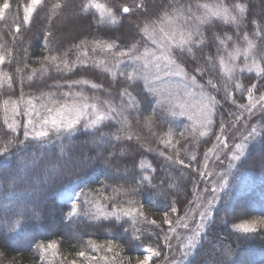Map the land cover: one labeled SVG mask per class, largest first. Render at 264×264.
<instances>
[{
    "label": "snow or ice",
    "instance_id": "1",
    "mask_svg": "<svg viewBox=\"0 0 264 264\" xmlns=\"http://www.w3.org/2000/svg\"><path fill=\"white\" fill-rule=\"evenodd\" d=\"M13 7L14 0H0V22L14 25V42L20 37L22 29H31L34 19L39 15L38 10L45 11L43 19L47 22V27L42 31V39L46 54L37 58L40 67L31 69V74L26 77L28 82L34 80L37 72L43 77L50 68L58 73H72L78 68L89 67L90 49L92 53L99 50L111 54V67L104 61L95 60L93 66L99 68L103 65V70L111 74L113 79L118 73L128 87L119 91L120 103L117 106L112 101L101 100L98 96L93 95L89 98L83 92L74 91L41 93L38 97L31 95L25 97L23 92L25 78L21 77L19 96L16 99H4L0 105L3 110V127L0 128V185L4 187L5 200L12 197L10 200L12 207L5 206L0 209V221L7 225L6 232L0 230V247L5 246L7 233L22 230V224L28 220H41V214L36 209L47 203L46 197L50 192L60 189L63 191L65 200L70 204V210L63 214V219L70 223L81 217H87L90 221L108 220L111 217H115L117 221L125 217L129 218L131 221L129 228L124 229L130 236L128 248L140 249L143 252L142 259L137 258L135 264H156L154 258L161 256V251L158 250L161 244L168 250V253L164 255L165 264H191L189 258L196 254L202 233H206L207 227L215 222L214 212L219 210L217 205L222 200L221 193L230 187V177L234 175L232 170L239 169L245 164L248 142L255 140L264 131V91H261L264 88V63H262L264 54H261L259 58L251 55L257 48L256 40L264 42V27L258 21L251 20L250 23L255 28L251 35L256 40L250 38L249 33L245 31L242 36L244 46L237 43L233 35L228 34H225L223 38L214 35L211 42L208 40L205 28L210 29L216 20L233 25L239 37L247 12V5L240 0L231 5L221 0L216 4L197 3L195 6L190 0H112L110 6L101 4L98 0H80L78 8L75 5H69L68 0H27L26 3L16 4V15L9 16ZM70 7L76 9L74 15L92 12L93 19H95V13H99L100 17L112 25L120 24L121 30L125 28V21H127L129 29L127 35L133 42L128 44L122 41L125 46L121 47L117 43L120 37L111 42L101 39L89 41L85 38L78 43H72L63 52H59L58 49L50 46L55 40L52 25L54 19ZM152 8L157 11L152 12L150 10ZM137 36L139 39H136ZM212 43L216 45V56L204 53V49L211 47ZM230 43L231 48H229ZM0 49H3V52H0V88L6 85L11 89L14 77L4 71L2 66L11 63L12 49L4 48L3 45H0ZM73 52L76 53L74 60L70 59V54ZM197 53L200 54L199 57ZM241 56L243 64L237 63ZM217 58L220 68L227 77L223 83L225 99L232 97L229 81L233 80L237 72H255L261 83L259 85L252 83L250 87H245L237 79L232 85L242 93L246 92L247 103L239 104L238 112L228 113L232 119L219 124V134L212 133L215 135L216 144L204 152L202 164L196 155H191L188 163L181 158L186 144L177 148L180 141L173 142L171 129L164 134L163 138L158 137L159 143L165 148H171L174 153L166 155L164 150L158 149L159 154L165 156L172 164L191 169L195 174L193 178H203L202 183L205 181L206 183L201 192L205 195L203 198L198 196L196 201H189V204H194L196 214L190 216L188 212H185L184 216L176 220L177 227L185 230L187 234L177 232L176 227H169L163 236L154 233L155 246L144 247L145 241L151 237L145 236L137 225L141 222L157 225V220L149 219L141 201L128 199L117 202V196H135L142 186H147L152 191L164 189V181L153 183L154 177L148 174L150 166L146 167L141 163L139 167L145 174L140 176L137 187L132 189L113 187L112 191L116 194L114 196L105 195L103 189L108 185L102 183L96 190L95 197L89 198L85 189L77 182L82 181L87 175L86 170L94 166H103L104 175L113 171L118 172L119 169L113 167L114 158H117L118 154L115 151H109V146L115 148L114 142L140 139L138 135L134 137L131 131L126 130L131 121L125 113L138 112L140 105V101L128 90L129 87L133 90L139 87L138 95L142 94L144 98L148 95L157 97L156 103L161 108L166 104L169 105L170 110L179 107L180 111L177 113L171 110V115H188V119L193 121L189 130V135L193 138L197 133L199 136L209 135L211 126L215 123L213 117L219 101L211 93L203 91L205 85L197 83L196 74L203 79L205 75L215 70L213 67H201L200 60H203L205 65L214 66ZM24 67L30 66L25 64ZM22 71L21 68L16 69L17 74ZM171 77L182 78L183 97L180 96L179 91L173 93L159 87L163 81ZM139 81H143L142 87L138 84ZM206 84L217 93L221 91L212 78H209ZM77 85H90L91 89L97 91L103 89L102 84L92 83L88 79L66 80L64 85L55 84L54 86L57 88L67 86L73 89ZM190 85L195 86L199 91H193ZM257 92L259 95L256 94ZM57 96L59 98H55ZM189 97H199V99L189 103L187 99ZM90 99L91 102H89ZM232 103L235 104L236 101L233 100ZM190 111L193 114L190 115ZM152 112L155 114L156 109H152ZM258 113V123H251ZM139 122L137 119V123ZM241 122H243L242 130L246 134L241 136L239 142H236L235 136H226L225 131L237 128ZM145 123L151 124V118L146 117ZM104 127L115 128V131L106 133L102 131ZM80 131H86L92 136L86 151L74 144V137ZM152 135L155 136L156 133L153 132ZM179 135L188 141L184 132H180ZM229 139L233 141L232 144H229ZM64 141L68 143L65 144ZM57 143L59 144L58 152L56 151ZM225 149L227 151H224ZM148 150L152 151L151 148ZM120 151L122 152L123 149ZM210 153L215 157L211 161L214 165L211 170ZM242 157L245 159L242 160ZM193 162L197 164V167H192ZM217 168L221 170L216 171ZM155 171L151 168L152 173ZM210 177L214 178L209 179ZM237 179H242V176ZM175 187V182L168 184V193ZM156 194L166 196L164 191H157ZM101 200L106 203H101ZM107 202L111 203L112 211H107L109 206ZM149 203H155V201L149 200ZM175 204L176 200L173 198L168 210L162 213L161 228L163 225H172L170 214L177 213ZM89 208L95 211H89ZM256 210L260 214L255 218L237 216L238 222L229 225L231 233L236 236L237 248L225 247L219 264H237L235 257L238 254L239 241L254 239L257 236L264 239V202H261ZM224 211L231 214L238 212L239 209L230 208L226 203ZM50 213L49 208L47 215ZM222 222L228 223L224 218ZM173 240L176 241L175 244L172 243ZM35 246L39 252V260L36 264H51L49 254L53 257L57 255L58 242L49 240L46 244L36 243ZM86 247L90 251L81 250L76 253V256L84 258L88 264L93 262L95 264H125L124 259H118L124 246L114 243L112 239L100 244L89 239ZM118 248L120 251H117ZM93 252L96 255H92ZM101 252L104 255H100ZM261 257L259 264H264V252ZM4 259H7L6 254ZM125 259L127 264H132L130 257ZM71 264H77V261L72 260Z\"/></svg>",
    "mask_w": 264,
    "mask_h": 264
},
{
    "label": "trees",
    "instance_id": "2",
    "mask_svg": "<svg viewBox=\"0 0 264 264\" xmlns=\"http://www.w3.org/2000/svg\"><path fill=\"white\" fill-rule=\"evenodd\" d=\"M26 2L27 0H14L13 11L8 15L15 16L16 4ZM98 2L110 6L112 0H98ZM190 2L195 6L197 3H220L221 0H190ZM222 2L231 5L237 2V0H222ZM240 2L247 5V12L245 15V23L241 27L239 37H237L233 25L225 24L222 20H216L210 29L205 28V34L210 42L214 35L223 38L225 34H228L233 35L234 40L241 46H244L242 36L245 31L249 33L250 38L256 40L251 35L255 31V28L251 25L250 21L256 20L264 27V0H240ZM68 3L78 8L80 0H68ZM75 10L70 7L58 18L54 19L52 29L55 33V40L50 46L58 49L59 52H63L72 43H78L79 40L85 38L89 41L101 39L111 42L113 39L120 37L117 43L121 47L125 46V43H122V41H126L128 44L133 42L127 35L129 32L127 21H125V28L121 30L120 24L112 25L106 19L100 17L99 13H95V19H93L92 12L74 15ZM150 10L154 13L157 11L155 8ZM38 11L39 15L34 19L31 29H22L20 37L15 42L13 40L14 25L0 22V45H3L4 48L12 49L13 56L11 63H6L2 67L4 71H7L14 77V84L11 89L7 88L6 85L4 88H0V105H2L4 99H16L19 96L21 77H24L23 92L25 97L29 95L38 97L41 93L74 91L83 92L89 98L93 95L98 96L101 100L112 101L118 106L120 103L118 93L123 88L128 87V85L123 78L119 77L118 73L116 78L113 79L111 74L103 70V66L97 68L93 64H89V67L78 68L72 73H58L50 68L49 72L43 77L37 72L32 82L27 81L26 77L31 74V69H39L40 67L37 58H41L43 54H46L44 53L42 39V31L47 27V22L43 19L45 11ZM20 15L22 18V12ZM136 39H139V37L137 36ZM256 43L257 48L253 51L256 58H259L261 54H264V42L256 40ZM231 47L232 45L230 43L229 48ZM0 52H3V49H0ZM204 53L206 55L216 56L215 43H212L211 47H206ZM199 55L197 53L198 57ZM75 56V52L71 53L70 59L74 60ZM25 64H28L30 67L25 68ZM199 64L201 67H213L215 70L205 75L203 79H201L199 74H196L197 83L204 84L205 88L210 89L209 91L211 92V87L206 84V81L212 78L214 83L221 89L219 93L215 92L217 94L216 100H220L223 104L225 103L228 108L229 102L235 100L234 98H240L239 101H241L246 97V92L242 93L240 90L232 87L237 79L245 87H250L252 83H261L260 79L256 77L255 72H237L233 80L229 81V90L232 92V97L231 99H225L223 83L227 77L220 68L219 59L217 58L214 66L205 65L203 60H200ZM17 68H21L23 71L17 74ZM189 74L191 75L192 73ZM75 79H88L92 83L102 84L103 89L98 91L93 90L90 85H77L73 89H69L67 86L61 88L54 86L55 84L64 85L66 80ZM138 84L142 87L143 81H139ZM128 90L140 101V105L138 112L129 111L125 113L131 121L130 126L126 130L131 131L134 137L138 135L140 139L137 140L134 138L131 141L114 142L116 143L115 148L109 146V151H115L118 154V157L114 158L113 165L114 168L119 169L118 172L113 171L108 175H104L103 166H94L91 169H87V175L82 181H78L77 183L85 189L89 198L95 197L96 190L101 187L102 183L108 185L107 188L103 189L105 195L114 196L116 194L112 191L113 187H123L125 189L137 187V181L140 179V176L145 174L139 167L141 163L146 167L150 166L148 174L154 177L153 183L157 184L160 181H164L165 188L152 191L147 186H142L139 189V193L135 196H117V202L135 199L144 204L145 214L149 219L157 220V225L141 222L137 227L145 233V236L151 237V239L145 241L144 247L155 246L156 236L154 233H159L163 236L169 227L176 224V220L179 217L184 216L185 212L194 208V204H189V201H196L197 197L201 195L200 178H193L195 174L192 173L191 169H184L182 166L172 164L165 156L159 154L158 149L164 150L166 155L174 154L171 148H165L164 145L159 143L158 137L163 138L169 129L173 130L176 128L170 113L156 103L157 97L148 95L147 98H144L142 94L138 95L140 92L139 87L135 90L129 87ZM55 98L59 97L57 96ZM89 102H91V99ZM152 109H156L155 114H153ZM146 117L151 118V124L145 123ZM222 118H226V115H224V112L220 113V110H218L214 115V132H216L215 130H217L219 125V119ZM137 119H139V123H137ZM2 127L3 110L0 107V128ZM189 130L190 128H187L183 132L190 142L181 138L179 135L180 132L174 135L173 142L175 143L176 140L180 141L177 148L186 144V149L181 153V158L185 159L186 163L189 162L191 155H196L202 164L204 152L213 144L214 136L212 133L214 132L211 133V136L208 135L201 139L198 133L194 138L190 136ZM102 131L106 133L114 132L115 128L104 127ZM153 132L156 133L155 136L152 135ZM261 136L262 139L257 141L256 144L254 143L255 145L253 147L251 146L248 154H246L247 159L245 164L238 169L239 172L245 173V179L238 188L232 191L230 190L229 192L227 191L223 195L222 200L217 205L219 210L214 213L215 222L209 226L205 235L202 237L196 254L190 259L191 264H219L222 259V251L225 247L231 246L232 248H237V244L235 243L236 236L231 233L229 225L237 220V216L248 218L260 214L256 209L261 202H264V162H262L264 160V131L261 132ZM91 139L92 136L88 132L80 131L74 137V144L78 148L86 151V146ZM64 143L67 144L68 141H64ZM149 148L152 151H149ZM120 149H123V151L121 152ZM56 151H59L58 143L56 145ZM192 167H197V164L193 162ZM151 168H154L156 171L152 173ZM172 182L176 183V187L168 193L167 186ZM157 191H164L166 196H158L156 194ZM3 192L4 187L0 185V209H3L5 206L12 207L10 203L12 197H9V200H5ZM173 198L176 200L175 206L177 207V213L170 214V218L173 221L172 225H163V228H161L162 213L168 210ZM46 200V204L36 209L41 214V220H28L22 224V230H18L16 233H7L8 238L5 241V246L0 247V264H36L39 260V252L35 246L36 243L46 244L49 240H56L58 242L57 255L53 257L49 254L51 264H61V261H63V264H71L72 260H76L77 264H88V261L84 258L77 257L76 253L81 250L90 251L86 247L89 239L95 240L98 244L112 239L114 243L123 245L124 250L118 259H124L125 264H127L125 258L128 257L132 259V264H135L137 258L142 259V250L128 248L130 236L129 232H125L124 229L129 228L131 223L129 218L125 217L117 221L115 217H111L108 220L90 221L87 217H81L70 223L63 219V214L70 210V204L65 200L62 190H53L47 195ZM149 200H153L155 203H149ZM100 202L106 203L103 200ZM107 203L109 205L107 211H112L111 203ZM226 203L230 208L239 209V211L231 214L226 213L224 211ZM49 208L51 209V213L47 215V209ZM89 211H95V209L89 208ZM222 218L227 219L228 223H223ZM42 224H46L47 226L42 227ZM6 229L7 225L0 221V230L6 232ZM216 247L219 248V251L215 252L214 249ZM158 250L161 251L162 256L167 249L161 244ZM117 251H120V249L118 248ZM262 252H264V239H261L259 236L254 239L241 240L239 241L238 254L235 259L237 264H259L262 258ZM4 254L7 255V259H4ZM92 255H96V253L93 252ZM100 255H104V253L101 252Z\"/></svg>",
    "mask_w": 264,
    "mask_h": 264
},
{
    "label": "rangeland",
    "instance_id": "3",
    "mask_svg": "<svg viewBox=\"0 0 264 264\" xmlns=\"http://www.w3.org/2000/svg\"><path fill=\"white\" fill-rule=\"evenodd\" d=\"M209 4H216V3H209ZM251 55H254V56H255L254 51L252 52ZM88 59H89V64H93V61L95 60V61H104L109 67L112 66V58H111V54L104 53V52H100L99 50H98L96 53H92V52L90 51V49H89ZM240 62H241V64H243V57H242V56H241L240 59L237 61V63H239V64H240ZM125 63L127 64V61H126ZM102 66H103V65H102ZM129 70H130V69H129ZM114 71H115V69H114ZM257 84L259 85V83H257ZM159 87H160L161 89H167V90H169V91H171V92H173V93L179 91L180 96L183 97V92H184V82H182V78H181V77H171V78H169V79L163 81V82L159 85ZM190 87L192 88L193 91H199V89H197L195 86L190 85ZM209 90H210V89H207V88H205V87H204V89H203L204 92H206V93H211L213 96H215V98H217V94L215 93V91L213 90V91H214V92H213L212 89H211V92H210ZM261 91H264V88H262ZM256 94L259 95V92H257ZM187 99H188L189 103H194L195 99H199V97H196V98L189 97V98H187ZM234 99H235L236 103L233 104L232 101H230L229 104H228L229 108L226 106L225 103L223 104V102H221V101L219 100V104L216 105V112H218V110H220V113H223V112H224V115H226V118L219 119L218 124H220L221 122H224V121H230V120L232 119V117L229 116L228 113H229V112H238V107H237V106H238L239 104H241V103H244V104L247 103V94H246V97H245L243 100H241V101H239L240 98H234ZM163 108L166 109L167 112L170 113V115H171V110H174V111H176L177 113L180 111L179 107H176V108L170 110L169 105H167V104H166ZM189 114L191 115V114H193V113L190 111ZM171 117H172V119H173V121H174V124H175L174 126H175V128L177 129V130H176V129H173V130H172L173 137H174V135H175L176 133H178V132H183L185 129L190 128V126H191L192 123H193L192 120H189V119H188V115H183V116H181V115L177 114V115H175V116L171 115ZM213 119H214V117H213ZM214 121H215V120H214ZM258 121H259V113L257 114V117L254 118V119L251 121V123H258ZM214 124H215V123H214ZM186 125H187V127H186ZM242 125H243V122H241V124H240L237 128L226 129V131H225V135H226V136H229V137L235 136V138H236V142H239L241 136L244 135V134H246V132H244V131L242 130ZM213 126H214V125L211 126V132L209 133L210 136H211V133L214 132V131H213V129H214ZM215 131H216V132H214V133L219 134V125H218V127H217V130H215ZM207 136H208V135H207ZM207 136H200V138L203 139V138H205V137H207ZM213 136H214L213 144H212V146H211L210 148L214 147V145L216 144V141H215V135H213ZM260 139H262V136H261V135L258 136V137H256L255 140H251V141L248 142V148L246 149V154H248V152H249L251 146L253 147V146L256 144V142L259 141ZM232 142H233V141H232L231 139H229V144H232ZM254 143H255V144H254ZM224 151H227V149H225ZM209 156L211 157V160H210V170H211L212 168H214V165L211 163V161L214 160L215 157L212 156L211 153L209 154ZM242 160H244V157H242ZM226 164H227V162L225 161V166H226ZM215 170H216V171H220L221 169H218V168H217V169H215ZM232 171H233L234 175L230 177V187L227 188V189H225V190L221 193L222 198H223V195H224L227 191L229 192L230 190L232 191L233 189L238 188V187L241 185V182H242V181L245 179V177H246V176H245V173L243 174V172H239L238 169H233ZM241 176H242V179H237V177H241ZM213 178H214V177H210L209 179H213ZM200 181H201V182H200ZM202 181H203V178H200V180H199V183H200V191H201V189L204 187V184L206 183V181L203 182V183H202ZM204 195H205V194H202V192H201V195H200V196H201L202 198H203ZM219 203H220V202H219ZM219 203H218V204H219ZM188 213H189L190 216L196 214L195 206H194V208L189 209V210H188ZM214 213H215V212H214ZM255 217H256V216H255ZM255 217L252 216V217H248V218H255ZM235 222H238V221L236 220ZM210 225H211V224H210ZM210 225H209V226H210ZM209 226L207 227L206 231L208 230ZM172 227H176V228H177V232L185 233V230H183L182 228L177 227L176 224H175L174 226H172ZM185 234H187V233H185ZM204 235H205V233H202V235H201V239H202V237H203ZM172 243L175 244L176 241L173 240ZM214 250H215V252H216V251H219V248L216 247V249H214ZM214 250H213V251H214ZM167 253H168V250H166V252H165L164 255H166ZM164 255L160 256L159 258H154V261H155V260H161V261H156V264H165V262H164ZM189 259H191V257H190Z\"/></svg>",
    "mask_w": 264,
    "mask_h": 264
}]
</instances>
